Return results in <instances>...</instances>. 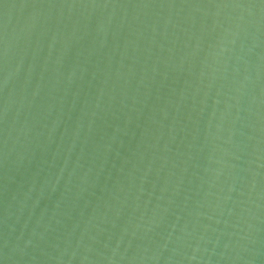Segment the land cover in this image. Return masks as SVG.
<instances>
[{
	"label": "water",
	"instance_id": "water-1",
	"mask_svg": "<svg viewBox=\"0 0 264 264\" xmlns=\"http://www.w3.org/2000/svg\"><path fill=\"white\" fill-rule=\"evenodd\" d=\"M0 264H264V3L0 0Z\"/></svg>",
	"mask_w": 264,
	"mask_h": 264
},
{
	"label": "snow or ice",
	"instance_id": "snow-or-ice-1",
	"mask_svg": "<svg viewBox=\"0 0 264 264\" xmlns=\"http://www.w3.org/2000/svg\"><path fill=\"white\" fill-rule=\"evenodd\" d=\"M262 3H264V0H261Z\"/></svg>",
	"mask_w": 264,
	"mask_h": 264
}]
</instances>
